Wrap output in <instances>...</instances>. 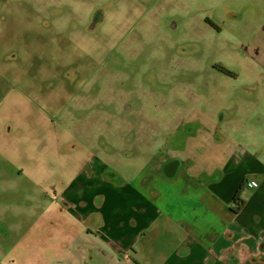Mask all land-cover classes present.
Listing matches in <instances>:
<instances>
[{
    "label": "rangeland",
    "instance_id": "1",
    "mask_svg": "<svg viewBox=\"0 0 264 264\" xmlns=\"http://www.w3.org/2000/svg\"><path fill=\"white\" fill-rule=\"evenodd\" d=\"M166 1L104 0L100 5V0H0V28L14 27L0 48V63L6 61L0 64V165L23 169L26 180L38 185L37 199L51 201L86 162L85 153L103 150L107 141L117 151L111 156L112 165L125 170L123 182H132L142 169L141 159L131 162L120 155V151L133 152L132 137L147 140L139 149L145 154L163 150L161 136L194 113L207 92L214 88L216 94L224 93L227 81L213 66L231 71L246 68L237 56L238 46L217 45L212 29L201 28V20L191 17L187 0H171L182 7L176 15L179 19L163 11ZM95 7L97 11L102 7L106 18L95 15ZM261 23L245 24L241 30L252 38ZM220 48H224L221 59L215 53ZM74 95L80 100H73ZM34 100L41 102L36 108L31 105ZM220 108L222 117L226 111ZM18 125L20 138H15ZM236 130L233 127L232 133ZM28 132L46 137V149L24 140ZM75 135L85 142L70 137ZM198 144L192 143L198 156L192 168L209 171L211 164L202 159ZM248 161L235 168L232 160L228 172L221 175L223 180L237 177L244 166L249 173L252 162ZM210 162L220 168L223 164L218 157ZM194 182L193 190L174 198L216 200L209 188L213 184L202 173ZM28 193L17 198L29 199ZM11 200L14 203L15 194L5 195L0 203ZM255 210L264 217V207ZM254 215L247 210L246 218L236 221L237 227L257 235L262 222L257 224ZM65 234L54 230L46 252L7 247L6 264H67ZM223 243L234 252L233 242ZM164 245L165 241H158L155 246ZM188 261L196 263L191 257Z\"/></svg>",
    "mask_w": 264,
    "mask_h": 264
},
{
    "label": "crops",
    "instance_id": "2",
    "mask_svg": "<svg viewBox=\"0 0 264 264\" xmlns=\"http://www.w3.org/2000/svg\"><path fill=\"white\" fill-rule=\"evenodd\" d=\"M174 4L179 8L173 11L176 16L182 7ZM184 4L190 8L193 19L201 20L198 22L201 28L210 29L203 21L208 17L220 26V33L212 30L217 45L228 41L240 50L249 46V53L255 56L254 65L260 72H243L244 80L231 82L227 95L240 85L254 99L252 107L246 104L226 111L220 117L221 108L217 104L226 99V92L219 100L216 92L210 91L209 97L198 104L191 117H197L212 134L198 133L196 138L188 140L187 150L174 153L178 156L176 161L188 160L192 164L180 166L172 179L162 173L170 155L162 161L137 158L143 164L140 173L132 182H123L125 170L112 165L111 156L117 151H113L107 141L96 158L86 157L80 173L64 185L57 200L38 203L45 213L32 218L30 227L19 233L30 241L7 247L25 252H46L48 242L54 239L53 231L63 230L69 240L63 246L69 256L67 264H131L132 259L139 264H191L188 257L195 264H214V261L218 264H264V217L255 210L258 206L264 207V0H187ZM228 17L238 19L231 21ZM259 22H262L259 31L252 38L241 30L245 24ZM245 63L247 66L242 69L247 71L249 60ZM233 127L237 130L232 133ZM197 141L199 152L204 154L202 159L211 164L209 171L205 170L208 174L218 168L210 162L214 157L223 160V173L228 172L232 160L236 162L235 168L237 163L241 165L244 161L243 165H247L248 160L252 162L249 173L244 166L237 177L231 179L228 176L220 184L209 187L214 190L216 200L174 198L193 190L191 181L202 173L193 169L198 156L192 143ZM220 151L229 159H224ZM120 155L135 161L130 158V152L120 151ZM20 172L24 175V171ZM246 178L260 179L261 186L256 193L251 188L245 192L244 195L249 196L245 197V208L239 215H233L228 208L236 189ZM204 194L208 191L204 190ZM100 199L102 201L97 205ZM59 205L63 207L61 212ZM247 210L254 211L257 224L262 222L257 235L237 227L236 221L244 220ZM158 241H165V245L156 248ZM224 241L235 244L233 253ZM1 262L6 264L5 257Z\"/></svg>",
    "mask_w": 264,
    "mask_h": 264
},
{
    "label": "flooded vegetation",
    "instance_id": "3",
    "mask_svg": "<svg viewBox=\"0 0 264 264\" xmlns=\"http://www.w3.org/2000/svg\"><path fill=\"white\" fill-rule=\"evenodd\" d=\"M103 1L104 0H100V5L103 4ZM164 6H165V9H163V11H169L171 14H173L174 10L179 9L177 5L171 2H168V1L165 2ZM97 10L98 8L95 7V10H94L95 15H100V17L106 18L102 7L99 9V11ZM227 19L233 21V20H237L238 18L228 17ZM203 21L205 25H207L210 29L216 31V33H220L222 31L220 26L212 22V20L209 17L205 18ZM0 29L2 31L3 30L5 31L4 33H2V31L0 32V48H1L6 45V43L2 40L6 38V34L8 35V32L12 30L14 31V27L8 26V27H1ZM224 45L230 49L232 46H234L233 44H230L228 41H226ZM223 49L224 48H220L218 51L215 52L216 55L220 59L224 56ZM236 53H237V56H239L238 58L242 62V65L244 64L246 59L249 60V67L247 71H244L242 69V66L239 68L238 71L227 70V69L221 68V66H218V65L212 67V70L221 72L223 74V78L226 79L227 81V83L223 86L224 93L226 92L225 94L226 99L222 102V100L220 99L221 97H223L224 93L222 94V96H220L219 94H216V97L220 100L217 105H222L223 107H225V111L236 110L238 107H245L246 104L252 107L253 103L255 102L252 97H250L248 94L245 93L243 87L240 85L236 87V89L232 92L230 96L227 95V89L228 87H230L231 82L233 81L235 83L241 82L240 78L244 80V78L242 77L243 72L245 73L250 72V74H254V73L257 74L258 72H260L257 65H254L255 56L254 55L252 56L249 53V46H245L244 49H241V50L238 49ZM5 63L6 61H3V63L2 64L0 63V64L3 65ZM211 91H214V88ZM209 95H210V91L206 93V98H203L202 100L207 99ZM73 100H80V96L74 95ZM201 101H199L198 104H200ZM40 104H41L40 100L39 101L34 100L31 102L32 108H36ZM51 104L54 105V101H52ZM198 104L194 107L195 112L198 107ZM191 115L189 116L187 115L181 118L178 122V126L172 132L166 133L163 136H161L162 137L161 139L164 140L163 141L164 149L158 152L156 151L152 155L145 154L144 151L139 150L140 148L144 149V144L147 142V140L141 141L140 138L142 136H133L132 143L134 144V150L133 152H130V158L135 160L139 157H144L148 159H156L158 161H162L164 160V158H166V156L168 157L172 155L170 156L168 161L164 163L162 173L164 174L166 178L170 176V174L173 172L174 169H176V173H177L180 166L187 167L188 165L192 164V161L190 162L188 160H185V161L179 160V162L176 161L178 160L177 158L178 156L176 154L174 155V153H182L184 152V150H187L188 140H191L192 138H196L198 133H204L208 135V134H212V132L203 123H201L197 117L193 119ZM256 119L257 117L255 118V120ZM123 125H126V124L124 123ZM126 126H128V124ZM28 129H29V132L32 133V130L30 128ZM29 132H28V136L24 138V140H26L27 142L31 144H34V143L43 144V146H39V147L46 149V143H48V141L45 142L44 140H46L47 138L46 137L42 138L40 135H37V134L31 135ZM19 133H20V127L18 125L13 137L20 138L18 136ZM70 137L72 139L78 138L76 135L70 136ZM103 139L106 140L107 138H103ZM78 140H79V143L81 144L85 142L84 137H80L78 138ZM86 140L88 141V138ZM168 142H171V144L174 143L175 145L173 147L169 146L167 145ZM100 151L95 150L91 152H86L84 157L86 158L89 156V159L93 157L96 158L97 157L96 155H98ZM72 152L77 153L79 151H72ZM82 166H83V163L80 164L78 171L75 174L76 176L82 170ZM21 171H24V170L21 169ZM202 174L204 175V179L205 180L207 179L208 183L215 185V184H220L222 182L223 178L221 177V175H223L224 173L222 171V168L218 167L214 171L210 172L209 174L206 171H203ZM8 175H10V177L6 178V181H4L2 177L8 176ZM26 176L27 175L25 174V171H24V175H22L20 170H16L15 168H12V167L11 168L3 167L2 164L0 165V189H1L0 199H3L4 196L7 194L16 195V200L14 201V203L12 202V200L9 202H6V204L0 203V241L3 245L2 247H0V258L1 259H3L4 257L6 259V249H7L6 245H9L11 247V246H14L15 244H22V242L26 240L30 241L25 236L20 235L19 234L20 231L25 230L30 227L32 218L38 215L41 216L42 214L45 213V209L39 207L38 203L46 202L47 200H43L42 198L37 199L38 185L36 183H33L31 180L29 181L26 180ZM174 177L175 176L171 177V179ZM24 180L25 182L23 183ZM194 181L195 179L191 181V185L195 187L196 184ZM250 182H254L255 187L251 186ZM260 186H261V180L258 178H255V179L246 178L245 180H243L240 186L236 189L232 197V203L228 208L229 212L231 214L233 213V215H239L247 204V199H246L247 197L244 195L245 192L247 193V191L251 188L254 190V193H256L257 190H259ZM64 187L65 186H63L60 193H57V192L54 193L55 195L53 196L52 200H57L59 198V195L63 192ZM241 187L243 188V192H241L240 194L239 190ZM27 190L29 191L28 193L29 199H25L26 201H23V202L19 201L18 200L19 198L17 197L24 195ZM34 190H35V194H34ZM236 197L238 198L236 199ZM20 200H24V199H20ZM101 201H102L101 199L98 200L96 204L99 205ZM19 206H20V209H18ZM30 207H33V209H30ZM27 209H29V211ZM58 211L60 212L63 211V207L61 205L58 206ZM18 222H20L21 225H17ZM2 226L7 227L8 229L6 230ZM132 252L133 250H131V253ZM130 262L131 264H139V262H137V260L135 259H132ZM0 264H5V263L1 262Z\"/></svg>",
    "mask_w": 264,
    "mask_h": 264
},
{
    "label": "water",
    "instance_id": "4",
    "mask_svg": "<svg viewBox=\"0 0 264 264\" xmlns=\"http://www.w3.org/2000/svg\"><path fill=\"white\" fill-rule=\"evenodd\" d=\"M176 173V169L173 170V172L170 174V176H168L169 178L173 177L174 174Z\"/></svg>",
    "mask_w": 264,
    "mask_h": 264
},
{
    "label": "trees",
    "instance_id": "5",
    "mask_svg": "<svg viewBox=\"0 0 264 264\" xmlns=\"http://www.w3.org/2000/svg\"><path fill=\"white\" fill-rule=\"evenodd\" d=\"M239 192H240V194H241V192H243V188H242V187L240 188ZM239 192H238V194H239ZM237 198H238V197H236V199H237Z\"/></svg>",
    "mask_w": 264,
    "mask_h": 264
},
{
    "label": "built area",
    "instance_id": "6",
    "mask_svg": "<svg viewBox=\"0 0 264 264\" xmlns=\"http://www.w3.org/2000/svg\"><path fill=\"white\" fill-rule=\"evenodd\" d=\"M250 185L255 187V183L254 182H250Z\"/></svg>",
    "mask_w": 264,
    "mask_h": 264
}]
</instances>
